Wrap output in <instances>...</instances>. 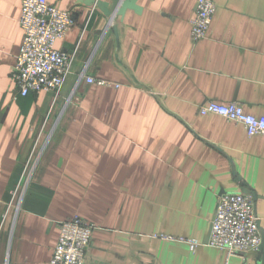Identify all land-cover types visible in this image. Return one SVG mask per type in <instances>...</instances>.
I'll return each instance as SVG.
<instances>
[{"label": "crops", "instance_id": "obj_1", "mask_svg": "<svg viewBox=\"0 0 264 264\" xmlns=\"http://www.w3.org/2000/svg\"><path fill=\"white\" fill-rule=\"evenodd\" d=\"M74 8L55 47L73 51L56 94L14 98L21 0H0V264H50L60 221L94 224L84 264H224L206 242L217 197L250 192L264 264V135L198 106L264 116V0H47ZM119 86L87 83L85 77Z\"/></svg>", "mask_w": 264, "mask_h": 264}, {"label": "built area", "instance_id": "obj_2", "mask_svg": "<svg viewBox=\"0 0 264 264\" xmlns=\"http://www.w3.org/2000/svg\"><path fill=\"white\" fill-rule=\"evenodd\" d=\"M22 45L11 71L14 82V98L26 96L40 90L56 94L62 86L75 55L55 47L63 40L74 25V8L60 9L47 0H21ZM215 12L213 0H196L193 17L190 20V35L197 41L206 36ZM87 83L101 86L119 84L92 77H85ZM201 115L215 114L244 127L248 136L264 135V116L244 112L238 102L220 104L206 102L198 106ZM59 234L50 259V264H84L91 242L94 224L72 216L58 223ZM194 250L200 245L219 248L228 257L258 251L263 242V233L255 213V199L248 192H226L217 197L214 216L206 242L194 238L183 239Z\"/></svg>", "mask_w": 264, "mask_h": 264}]
</instances>
